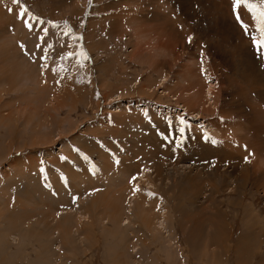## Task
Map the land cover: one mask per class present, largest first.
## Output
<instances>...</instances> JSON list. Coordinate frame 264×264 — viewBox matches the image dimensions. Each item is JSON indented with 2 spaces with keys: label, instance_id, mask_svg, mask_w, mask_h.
<instances>
[{
  "label": "rangeland",
  "instance_id": "rangeland-1",
  "mask_svg": "<svg viewBox=\"0 0 264 264\" xmlns=\"http://www.w3.org/2000/svg\"><path fill=\"white\" fill-rule=\"evenodd\" d=\"M222 1L0 0V264H264V59ZM144 165L166 230L104 219Z\"/></svg>",
  "mask_w": 264,
  "mask_h": 264
},
{
  "label": "bare ground",
  "instance_id": "bare-ground-1",
  "mask_svg": "<svg viewBox=\"0 0 264 264\" xmlns=\"http://www.w3.org/2000/svg\"><path fill=\"white\" fill-rule=\"evenodd\" d=\"M138 1V0H137ZM151 1V0H150ZM208 1V0H207ZM148 2V1H147ZM132 3V2H131ZM211 3V1H210ZM218 3H224V1H216V0H213V3L212 5L215 6V8L219 11L221 10L223 7H220V4L218 5ZM229 3V2H228ZM226 4V2H225ZM139 5V4H138ZM141 5V4H140ZM212 5H210L212 7ZM224 5V4H223ZM229 5V4H228ZM169 6V5H168ZM181 5H179L180 7ZM213 6V8H214ZM137 8V7H136ZM182 8V7H181ZM180 8V9H181ZM230 8V7H229ZM138 9V8H137ZM141 9V8H139ZM212 9V8H211ZM212 11V10H211ZM214 11V10H213ZM217 11V13H218ZM230 11V10H229ZM226 12V10H225ZM231 12V11H230ZM138 13V12H136ZM216 13V15H217ZM160 14V13H159ZM185 14V12H184ZM214 14V13H213ZM246 14V12H245ZM186 15V14H185ZM215 15V16H216ZM221 15V14H220ZM145 16V15H144ZM219 16V15H218ZM157 17V16H156ZM234 17V16H233ZM123 19V18H122ZM128 17H126V20L124 19L123 20H120L121 23H123V25L128 26L126 25V22H128ZM141 19V18H140ZM230 19V18H229ZM137 20V19H136ZM135 19H130V24L129 26L133 28V26L136 27L137 23H141V22H137ZM141 21H143V19H141ZM221 21V20H220ZM217 22V20H216ZM224 22V21H222ZM231 22V21H230ZM147 23V22H146ZM124 27V26H123ZM138 27V25H137ZM136 27V28H137ZM141 27V26H140ZM143 27V26H142ZM125 29V28H124ZM135 29V28H134ZM142 29V28H141ZM219 29V27H218ZM234 29V28H233ZM138 31V30H137ZM227 31V30H226ZM137 35L139 32H136ZM133 35V34H132ZM136 35V36H137ZM141 35V34H140ZM144 35V34H143ZM138 37V36H137ZM141 41V39L138 38L137 41ZM132 41V40H131ZM145 41V40H144ZM133 42V41H132ZM136 42V41H134ZM132 44V43H131ZM130 44V45H131ZM137 44H139V42H137ZM135 45V44H134ZM237 45V44H236ZM242 45V44H241ZM239 46V45H238ZM139 47H140V44H139ZM229 47V46H228ZM135 48V47H134ZM137 48V47H136ZM161 48V47H160ZM138 49V48H137ZM135 49V50H137ZM141 49V48H140ZM143 49V48H142ZM164 48H162L161 50H163ZM166 49V48H165ZM241 49V48H240ZM239 49V50H240ZM154 51V50H153ZM157 51V50H156ZM243 51V50H242ZM140 52V51H139ZM167 52V51H166ZM245 52V51H244ZM152 53V52H151ZM156 53V52H155ZM170 53V52H169ZM136 54V53H135ZM149 55V54H147ZM138 56V54H137ZM142 57V56H141ZM147 58V57H146ZM141 59V58H140ZM145 59V58H144ZM154 59V58H152ZM53 60V59H52ZM51 60V61H52ZM255 60V59H254ZM191 61V60H190ZM51 63V62H50ZM209 63V62H208ZM25 64V62H24ZM49 64V63H48ZM48 64H47V67H48ZM53 65V64H52ZM209 64H205V66H207ZM256 65V64H255ZM210 67V65H209ZM253 67V66H252ZM204 68V76H205V79L208 78L209 82L210 83H207L208 85V88L207 90H204V96L201 95L203 94L201 91H197V106H200L201 107V103H202V99L204 98L205 100L203 101L204 102V105L207 104L208 106L214 102H212V100L214 99L215 100V92L218 90L216 89V85H217V82H216V78L215 77H212L210 75V72H205V67ZM42 70V69H41ZM45 67L42 71V73L44 74L45 72ZM209 70V69H208ZM211 70V69H210ZM192 71V70H191ZM203 71V70H202ZM202 71H200V73H203ZM41 72V71H40ZM41 74V73H40ZM20 75V73H19ZM195 76L198 77V74H196ZM48 77V76H47ZM46 77V78H47ZM212 77V78H211ZM257 77V76H256ZM1 78V77H0ZM183 78V77H182ZM184 79V78H183ZM203 78H201V81H202ZM254 79V78H253ZM252 79V80H253ZM166 80V79H164ZM199 81V80H198ZM197 82V81H196ZM206 82V81H205ZM43 83V82H42ZM204 83V82H203ZM204 86V85H203ZM142 89V88H141ZM190 93V92H189ZM188 93V94H189ZM189 98V97H188ZM196 97H194L193 99H195ZM188 101V99H187ZM196 102V100H194ZM189 102H190V99H189ZM209 103V104H208ZM130 103H126V105H121V106H129ZM119 108V107H118ZM121 108V107H120ZM123 108V107H122ZM203 109V108H202ZM126 110V109H125ZM121 111V110H120ZM146 159V158H145ZM149 161V160H148ZM144 162V161H143ZM146 162V160H145ZM149 163V162H148ZM145 164V163H144ZM141 165V164H140ZM139 165V166H140ZM148 165V164H147ZM147 165H144V167L142 168L143 172H141V170H139V172L137 173V177H134L135 174L133 175L132 174V171L129 170V171H122V174L120 176H115V177H110L108 178V180L104 183L107 185L108 188H106L105 190H102L103 191H107V190H113V191H116L118 193L121 194V196H116L115 197V205L111 208L110 212H111V215L108 216V212L103 214L105 215V218L106 220L108 221H111L117 228H121L122 225H125V226H133L134 223H137L139 222L141 225H143L146 229H149L150 231H153V224H154V227L155 229L157 230H164L165 228H167V224H166V212H165V209L162 208L160 209L158 206V204H156V206L158 207V211L156 210V214H154L155 212V209H154V212H153V208H151V206H154V205H151L148 207V205H150V202L153 201V200H157L159 201L158 197L154 196L153 193H151L150 190H146V192H144L142 190V188L139 187V183L143 182V180H146V182L148 183L147 185H152L154 187V184H153V181L150 180V178H148L147 174L150 172V167H148ZM257 165H258V168L260 170L261 166L264 167V158L261 159V160H258L257 162ZM161 166L160 165H157V167H154V173H156V175H159L160 174V168ZM145 168V169H144ZM138 169V168H137ZM136 169V170H137ZM125 170V169H124ZM134 170V169H133ZM152 170V169H151ZM135 171V170H134ZM56 177L59 178V180L61 179L57 173H55ZM115 174V173H114ZM151 175V174H150ZM147 176V178H146ZM152 176V175H151ZM95 177L97 178V180H93V182H91V188L92 189H95L96 187H98L100 184H99V181H100V178L99 176L95 175ZM134 177V178H133ZM90 178V177H89ZM146 178V179H145ZM62 181V180H61ZM136 181V182H135ZM150 198V200H149ZM152 198V199H151ZM156 201V202H157ZM160 204H161V201H160ZM120 208H118V206H120ZM69 211V208L67 210H62L61 212L65 215L68 213ZM56 216V215H55ZM54 216L53 220L56 219ZM108 216V217H107ZM102 218V217H101ZM155 219V220H154ZM103 221V220H102ZM105 221H103L104 223ZM122 230L124 228H121ZM127 229V227L125 228ZM166 230V229H165ZM3 239H7L6 236L4 237H0V240H3ZM13 239L14 240H17V238L15 236H13Z\"/></svg>",
  "mask_w": 264,
  "mask_h": 264
},
{
  "label": "snow or ice",
  "instance_id": "snow-or-ice-1",
  "mask_svg": "<svg viewBox=\"0 0 264 264\" xmlns=\"http://www.w3.org/2000/svg\"><path fill=\"white\" fill-rule=\"evenodd\" d=\"M14 2L19 3V0H14ZM234 16L238 23L241 24L242 29L246 35H250L253 46L256 49V52L262 59H264V0H259V3L253 2V0H232ZM248 11L249 13L254 14V19L258 21V26L253 27L252 25L245 23L242 16V11ZM27 9L19 13L20 18L25 20L27 27L31 29L32 24L25 19ZM258 33V35H257ZM191 41V37L189 38ZM71 55V53L69 54ZM42 59H47V56H42ZM61 67V71H62ZM168 126V133L164 136L165 139L172 142L173 140L177 143H182L188 128L190 127L187 124V121L183 118H179V123L177 126H173L172 120L166 121Z\"/></svg>",
  "mask_w": 264,
  "mask_h": 264
}]
</instances>
